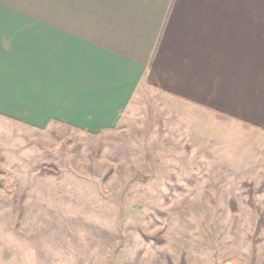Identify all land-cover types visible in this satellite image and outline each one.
<instances>
[{
  "label": "rangeland",
  "instance_id": "rangeland-1",
  "mask_svg": "<svg viewBox=\"0 0 264 264\" xmlns=\"http://www.w3.org/2000/svg\"><path fill=\"white\" fill-rule=\"evenodd\" d=\"M217 116L145 87L110 129L0 116V264H264V134Z\"/></svg>",
  "mask_w": 264,
  "mask_h": 264
},
{
  "label": "crops",
  "instance_id": "crops-1",
  "mask_svg": "<svg viewBox=\"0 0 264 264\" xmlns=\"http://www.w3.org/2000/svg\"><path fill=\"white\" fill-rule=\"evenodd\" d=\"M143 87L264 134V0H0V116L110 129Z\"/></svg>",
  "mask_w": 264,
  "mask_h": 264
},
{
  "label": "trees",
  "instance_id": "trees-1",
  "mask_svg": "<svg viewBox=\"0 0 264 264\" xmlns=\"http://www.w3.org/2000/svg\"><path fill=\"white\" fill-rule=\"evenodd\" d=\"M260 224H261V225H264V215H263V218H262ZM259 226H260V225H259Z\"/></svg>",
  "mask_w": 264,
  "mask_h": 264
}]
</instances>
